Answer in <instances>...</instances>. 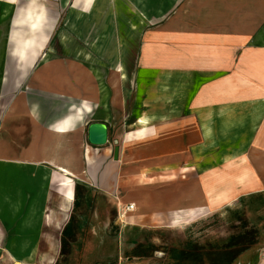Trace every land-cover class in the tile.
I'll return each mask as SVG.
<instances>
[{
  "label": "crops",
  "instance_id": "1",
  "mask_svg": "<svg viewBox=\"0 0 264 264\" xmlns=\"http://www.w3.org/2000/svg\"><path fill=\"white\" fill-rule=\"evenodd\" d=\"M65 8L104 72L46 56ZM248 196H264V0H0V264H54L79 215L84 242L121 243L104 256L142 258L138 244L185 242V220ZM172 250L185 264V243Z\"/></svg>",
  "mask_w": 264,
  "mask_h": 264
},
{
  "label": "rangeland",
  "instance_id": "2",
  "mask_svg": "<svg viewBox=\"0 0 264 264\" xmlns=\"http://www.w3.org/2000/svg\"><path fill=\"white\" fill-rule=\"evenodd\" d=\"M65 10L66 8L63 10L61 23H59L56 33L45 51L46 56L88 57L93 59L95 74L100 71L104 72V68L107 69V63L110 60L104 59L105 57H103L100 50L91 51L84 48L86 40L80 39L81 34L79 32L78 34L71 33V27L73 25L81 27L83 20L82 18L71 19L69 14L67 16L64 14ZM113 13L112 10L110 14L113 18H110L109 21L111 26H113L112 28H116L117 24L119 25V19ZM79 30L81 31V28ZM129 35L128 33H122L121 35L111 34L109 40H112L113 36L115 39L121 36L119 40H125ZM97 36L101 35L98 34ZM73 39H76L78 46L74 45L73 48H70L68 43ZM86 44L89 43L86 41ZM82 46H84L83 49H80ZM121 53L116 51L115 57L121 56ZM111 70L113 72L117 69L110 65L109 71ZM77 211L78 214L84 215L83 213H85L84 209L81 210L79 207ZM76 219L75 216L74 222H76ZM78 219L76 223L77 229L74 232V235L76 233L75 241H70L67 236L63 237L65 239L61 242L60 253L56 256L54 264H171L169 256L173 252L172 249L183 248L184 243L185 264H203V253L205 252L210 254L208 259L213 264L212 255L219 248L230 249L224 255V262L227 260L228 264H264V196L239 198L226 209L215 213L211 209L206 210L195 219L185 220V229H183L185 242L179 232L181 230L176 229L174 232L167 230L159 235L157 241L153 240L150 242L151 240H147L144 244H138L132 249L133 252L143 253L145 256L137 259H125L124 257H119V255L113 257L104 256L102 253L110 255L115 248L121 249V243L115 245L114 242H103L98 246L99 243L84 242L83 239L85 234H87V229L82 222L83 220L78 221ZM249 248H255V252L251 257L249 255L245 256V252ZM154 250L162 251L160 253L163 254L159 253L161 256H153ZM240 254L243 257L237 259L235 256ZM262 259L263 261H261ZM26 264H36V259L31 258L26 261Z\"/></svg>",
  "mask_w": 264,
  "mask_h": 264
},
{
  "label": "water",
  "instance_id": "3",
  "mask_svg": "<svg viewBox=\"0 0 264 264\" xmlns=\"http://www.w3.org/2000/svg\"><path fill=\"white\" fill-rule=\"evenodd\" d=\"M87 140L91 145L100 146L107 142V127L104 123L93 122L87 128ZM114 158L117 156V148L115 149Z\"/></svg>",
  "mask_w": 264,
  "mask_h": 264
},
{
  "label": "bare ground",
  "instance_id": "4",
  "mask_svg": "<svg viewBox=\"0 0 264 264\" xmlns=\"http://www.w3.org/2000/svg\"><path fill=\"white\" fill-rule=\"evenodd\" d=\"M143 135V134H142ZM141 139V138H140ZM244 157V156H243ZM245 158V157H244ZM243 160V159H242ZM50 246H53L52 243H50ZM54 259L52 257L45 258L44 262L42 264H53Z\"/></svg>",
  "mask_w": 264,
  "mask_h": 264
},
{
  "label": "built area",
  "instance_id": "5",
  "mask_svg": "<svg viewBox=\"0 0 264 264\" xmlns=\"http://www.w3.org/2000/svg\"><path fill=\"white\" fill-rule=\"evenodd\" d=\"M133 209V205L129 204V205H126L124 210L125 211H129V210H132ZM14 264H17V263H14Z\"/></svg>",
  "mask_w": 264,
  "mask_h": 264
}]
</instances>
